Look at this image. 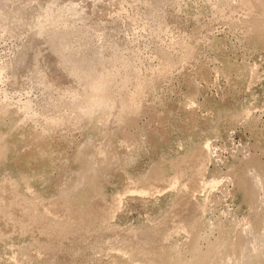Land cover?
Masks as SVG:
<instances>
[{
  "label": "rangeland",
  "instance_id": "obj_1",
  "mask_svg": "<svg viewBox=\"0 0 264 264\" xmlns=\"http://www.w3.org/2000/svg\"><path fill=\"white\" fill-rule=\"evenodd\" d=\"M208 241L264 243V0H0V264Z\"/></svg>",
  "mask_w": 264,
  "mask_h": 264
},
{
  "label": "bare ground",
  "instance_id": "obj_2",
  "mask_svg": "<svg viewBox=\"0 0 264 264\" xmlns=\"http://www.w3.org/2000/svg\"><path fill=\"white\" fill-rule=\"evenodd\" d=\"M43 34V32L42 31H40V30H37V31H35V36L36 37H40L41 35ZM33 36V35H32ZM35 38V37H34ZM49 43V47H54V50L52 51L53 53H54V55L58 58V60H60V61H62L63 60V58H64V50H65V45L64 44H61V43H54V42H51V41H49L48 42ZM31 45V44H30ZM51 49V48H50ZM56 50H59V52H60V54H56ZM24 57V56H23ZM24 59V58H23ZM25 59H26V57H25ZM20 60V59H19ZM57 60V59H56ZM59 61V62H60ZM61 64V63H60ZM19 65V64H18ZM65 68V67H64ZM66 70V72H65V75H66V77L67 78H70V75H69V69L68 68H66L65 69ZM90 70H88L87 72H89ZM62 77H65L64 75L62 76ZM66 81V80H65ZM68 81V80H67ZM71 83V82H70ZM87 97V96H86ZM98 97V96H97ZM92 108L93 107H95V108H98L100 105H102V104H100L99 102L97 103L96 101H93L92 100ZM103 106V105H102ZM81 109V108H80ZM96 112V111H95ZM107 113V112H106ZM206 148V147H205ZM204 151V150H203ZM205 152H207V148H206V151ZM85 179V178H84ZM174 184V183H173ZM172 188V187H171ZM97 213V212H96ZM90 215H92V214H90ZM89 215V216H90ZM98 215H99V211H98ZM108 215V214H107ZM94 219V218H93ZM96 221V220H95ZM169 230V229H168ZM204 242V241H203ZM207 242V241H206ZM215 242H217V241H215ZM219 242V241H218ZM217 242V243H218ZM208 243H209V241H208ZM220 243H221V241H220ZM223 244V243H222ZM200 245V244H199ZM208 245V244H207ZM227 246H229V245H227ZM261 247H260V249L258 248V249H256L257 251L255 252V253H252V252H250L249 254H245V252L243 253H241V251H240V253H241V256L240 257H236V258H234V256H232L231 258L232 259H229V258H224L223 257V254H222V249H221V247L222 246H220L219 245V243L218 244H210L209 243V245L208 246H206L207 248L205 249V250H202V249H200L199 247L198 248H196L195 250H193L194 251V253L192 252V254H190L191 255V257L190 258H188V259H181V257H180V259L178 260V263L177 264H264V243L263 244H261L260 245ZM195 247V246H194ZM225 246L223 245V248H224ZM193 248V247H192ZM225 250V249H224ZM172 251V250H171ZM244 251V250H243ZM144 252V251H143ZM254 252V251H253ZM130 253V252H129ZM136 253V252H135ZM137 254V253H136ZM138 255V254H137ZM235 255V254H234ZM127 256H128V254H127ZM130 256V255H129ZM139 256V255H138ZM141 256V255H140ZM139 256V257H140ZM239 256V255H238ZM139 257L137 258V259H139ZM133 258V257H132ZM141 258V257H140ZM148 258H150V257H147L146 258V260L148 259ZM161 258V257H160ZM166 258V257H165ZM135 259V258H134ZM136 259V262L134 261V263H132L131 261V263L132 264H135V263H137V260ZM145 259V258H144ZM151 259H152V257H151ZM158 259H159V257H158ZM166 259H168V258H166ZM141 260H143L142 258L139 260V261H141ZM150 260V259H149ZM162 260V259H161ZM163 260H164V258H163ZM138 261V263H141V264H145L144 263V260H143V262H139ZM153 261H155V260H153ZM160 261V260H159ZM158 261V262H159ZM145 262H147L148 263V261H145ZM163 262V261H162ZM115 263V262H114ZM130 263V264H131ZM149 263H151V262H149ZM148 263V264H149ZM155 263V262H154ZM169 263V262H168ZM159 264H160V262H159ZM162 264V263H161Z\"/></svg>",
  "mask_w": 264,
  "mask_h": 264
}]
</instances>
